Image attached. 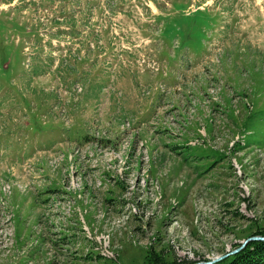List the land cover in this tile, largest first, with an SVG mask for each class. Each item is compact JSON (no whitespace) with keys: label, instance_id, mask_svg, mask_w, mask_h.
I'll return each instance as SVG.
<instances>
[{"label":"rangeland","instance_id":"1","mask_svg":"<svg viewBox=\"0 0 264 264\" xmlns=\"http://www.w3.org/2000/svg\"><path fill=\"white\" fill-rule=\"evenodd\" d=\"M0 86V264H226L264 231V0H0Z\"/></svg>","mask_w":264,"mask_h":264},{"label":"trees","instance_id":"2","mask_svg":"<svg viewBox=\"0 0 264 264\" xmlns=\"http://www.w3.org/2000/svg\"><path fill=\"white\" fill-rule=\"evenodd\" d=\"M253 235L264 236V231H255L248 234L247 237ZM214 264L223 263L216 262ZM226 264H264V239L248 241L243 248L229 256L228 263Z\"/></svg>","mask_w":264,"mask_h":264},{"label":"water","instance_id":"3","mask_svg":"<svg viewBox=\"0 0 264 264\" xmlns=\"http://www.w3.org/2000/svg\"><path fill=\"white\" fill-rule=\"evenodd\" d=\"M258 239H264V236L253 235V236L247 237L246 239H244V240L242 241V243L240 244L239 247L233 249L232 251H230V252L227 253V254H231V253H234V252L238 251L239 249H241V248H242V247H243L248 241H250V240H258ZM218 258H219V257H216L215 259H212V260H210V261H206V262H197V263L195 262V263H190V264H211V263L217 261Z\"/></svg>","mask_w":264,"mask_h":264},{"label":"crops","instance_id":"4","mask_svg":"<svg viewBox=\"0 0 264 264\" xmlns=\"http://www.w3.org/2000/svg\"><path fill=\"white\" fill-rule=\"evenodd\" d=\"M76 120H74V122H75ZM140 121V120H139ZM73 122V123H74ZM144 122H147V121H144ZM142 123V122H141ZM74 127V125L72 124V126H71V128H73ZM80 130H82L83 131V134L85 133V128L83 127V125H81V128H79ZM63 135H65V136H67V137H73V138H76V136H82L83 138H85L83 135H80V134H78V133H76V134H74V135H71V134H68L67 133V135L66 134H64V133H62Z\"/></svg>","mask_w":264,"mask_h":264}]
</instances>
